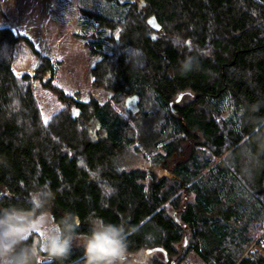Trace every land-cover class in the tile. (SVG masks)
Returning a JSON list of instances; mask_svg holds the SVG:
<instances>
[{"label": "trees", "instance_id": "16d2710c", "mask_svg": "<svg viewBox=\"0 0 264 264\" xmlns=\"http://www.w3.org/2000/svg\"><path fill=\"white\" fill-rule=\"evenodd\" d=\"M95 1L105 6L78 10L83 31L102 35H72L100 56L90 72L110 92L103 102L66 92L30 38L0 27V49L24 41L37 57L24 87L13 59H0V206H26L48 183L57 221L74 214L87 231L95 214L125 225L124 264H180L189 251L205 264H264V0ZM32 80L62 105L48 120ZM79 243L42 264H82Z\"/></svg>", "mask_w": 264, "mask_h": 264}, {"label": "rangeland", "instance_id": "374dc122", "mask_svg": "<svg viewBox=\"0 0 264 264\" xmlns=\"http://www.w3.org/2000/svg\"><path fill=\"white\" fill-rule=\"evenodd\" d=\"M119 2L129 0H118ZM78 4L85 9L96 6L103 8L104 3L95 0H0V27L11 26L16 32H20L30 38L35 47L41 52L55 54L57 83L66 92H79L80 99L87 101L93 95L99 102L105 101L110 92L102 88L92 86L91 67L100 56L94 55L84 49L82 41L72 35L86 33L99 36V32L90 25L82 29L83 22L89 21L78 10ZM52 21L55 24L50 23ZM47 22V23H45ZM42 28L46 29L43 34ZM48 28L55 33H49ZM81 42V43H80ZM15 46V60L12 63L13 73L21 86L28 84L22 78L25 73H32L37 63V57L24 41H18ZM86 47V46H85ZM107 49V47L105 48ZM31 89L39 103L44 120H48L62 107L55 95L45 88L39 80L31 81ZM160 116L153 121L160 120ZM98 124L91 120L88 124V138L95 140L98 135ZM128 157V155H126ZM136 158V157H135ZM135 163H142L136 158ZM180 264H205L193 251H189Z\"/></svg>", "mask_w": 264, "mask_h": 264}, {"label": "clouds", "instance_id": "9594fccd", "mask_svg": "<svg viewBox=\"0 0 264 264\" xmlns=\"http://www.w3.org/2000/svg\"><path fill=\"white\" fill-rule=\"evenodd\" d=\"M0 49V59H15V50ZM7 54H4V53ZM129 62H137L138 50L127 51ZM182 68L191 71L194 57L186 56ZM12 113L22 111V103L14 96L9 104ZM113 194L115 189H105ZM55 199L48 183L37 184L27 194L24 205L0 206V264H42L47 259L66 258L74 242L82 248V264H124L128 238L132 234L123 223L106 221L95 214L86 221L87 231H80V218L69 214L57 221L49 209Z\"/></svg>", "mask_w": 264, "mask_h": 264}, {"label": "crops", "instance_id": "0c3cea01", "mask_svg": "<svg viewBox=\"0 0 264 264\" xmlns=\"http://www.w3.org/2000/svg\"><path fill=\"white\" fill-rule=\"evenodd\" d=\"M45 23H47V22H45ZM50 23H52V24H55V22L53 23L52 21H50ZM41 25V30H43V34L46 32V29H43L42 28V24H40ZM8 27H10L11 29H13L10 25L8 26ZM13 31H15V30H13ZM16 32V31H15ZM48 32L49 33H52V34H54L55 33V31L54 30H51L50 28H48ZM81 43V42H80ZM84 46V45H83ZM84 49H88L87 47H83ZM88 51H89V49H88ZM42 52V51H41ZM90 52V51H89ZM42 53H44V52H42ZM91 53V52H90ZM44 54H46L51 60H52V62L56 65V61H60L59 59H55V54H52V55H50L49 53H44ZM14 60L15 59H13V62H14ZM34 63L36 64V60H34Z\"/></svg>", "mask_w": 264, "mask_h": 264}, {"label": "water", "instance_id": "95a60500", "mask_svg": "<svg viewBox=\"0 0 264 264\" xmlns=\"http://www.w3.org/2000/svg\"><path fill=\"white\" fill-rule=\"evenodd\" d=\"M148 23L154 28V30H161L160 28V25L157 23V21H156V19H155V17L154 16H150L149 18H148ZM98 126H99V124H98ZM149 251H152V249H147L146 250V252H149ZM164 255H165V258L167 259V255H166V253H164Z\"/></svg>", "mask_w": 264, "mask_h": 264}]
</instances>
